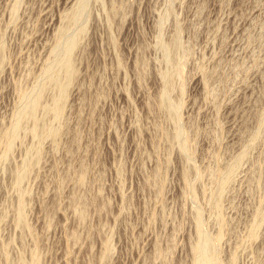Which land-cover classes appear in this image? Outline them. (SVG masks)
Masks as SVG:
<instances>
[{
	"label": "rangeland",
	"instance_id": "374dc122",
	"mask_svg": "<svg viewBox=\"0 0 264 264\" xmlns=\"http://www.w3.org/2000/svg\"><path fill=\"white\" fill-rule=\"evenodd\" d=\"M0 264H264V0H0Z\"/></svg>",
	"mask_w": 264,
	"mask_h": 264
}]
</instances>
